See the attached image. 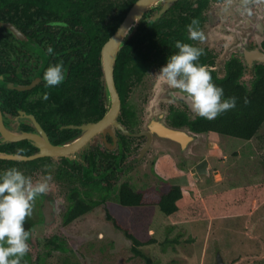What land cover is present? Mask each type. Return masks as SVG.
Here are the masks:
<instances>
[{"label": "flooded vegetation", "instance_id": "af4514ba", "mask_svg": "<svg viewBox=\"0 0 264 264\" xmlns=\"http://www.w3.org/2000/svg\"><path fill=\"white\" fill-rule=\"evenodd\" d=\"M15 1L20 2L17 10L14 6H2V3L0 6V23H3L0 26V154L36 157H0V172L16 167L34 180L50 173L54 183L60 187L62 185L60 190L64 193L62 205H59L58 189L53 187L48 194L36 199L33 209L35 217L28 218L25 223L27 229L28 223L31 222V237L37 227L50 229L57 216L62 217L63 222L64 215L70 212L71 205L78 198L102 200L110 191L116 190L119 193L123 184L136 189L134 183H146L145 180L152 179V169L162 159V155L169 151L161 150L156 157H151L147 163L149 170H144L145 173L136 171L135 165L147 158L145 155L156 138L154 135L152 144L142 154L149 137L144 133L147 127L143 128L145 118L141 113L146 111V107L153 101L162 111L151 120L158 119L177 127L173 124L174 118L184 116L193 121L198 117L182 97L173 95L176 90H168L169 87L163 82H158L155 76L166 64L168 56L178 51L174 47L177 40L203 48L205 55H202L197 63L206 65L218 79L228 75L236 64L239 65L242 71L239 82L247 88L249 86L242 81L244 77H252V87L256 69L264 66V59L261 60L264 58V9L254 8L253 16L247 17L241 15L235 7L227 12L222 11L223 0H175L160 13L163 2L158 1L144 12L139 21L138 25H153L142 32L144 42L133 41L134 46L121 54L119 70L115 68V61L114 79L121 101V109L115 120L104 132L92 135L79 149L59 156L40 155L51 145L65 146L80 137L84 132L82 125L99 122L109 110L102 78L101 50L99 67L102 72L94 67L93 60H89L86 62L91 68L89 73H82L83 69H80L79 64L87 57V50L81 47V52L67 59V27L50 26L52 22L67 24L64 12L78 0ZM112 1L116 10L117 6L126 0ZM137 1L133 2L128 12ZM103 2L104 0L97 2L100 10L103 9ZM105 2L106 9H111L108 0ZM214 3L221 5L218 23L221 28L232 32L233 28L242 27V30L235 32L236 41L230 47L232 52L224 63L218 61L220 50L214 51V44L189 40L187 34L186 26L193 19H198L200 29L207 33L205 23L210 17L209 14L214 16V10H211ZM236 3L238 4L239 0H236ZM8 25H13L19 34ZM182 34H185L183 39ZM48 47L53 48L52 54L47 53ZM61 61L65 80L58 86L47 87L43 79L45 70ZM45 94L47 99L44 98ZM178 128H186L196 136L215 134L194 132L188 125ZM14 136L18 137L13 139ZM160 154L161 157L158 158ZM194 155L198 156L191 149L183 161H180L187 163ZM174 158L177 160L175 156ZM202 160L203 157L190 168L197 172V164ZM167 183L166 187L174 185ZM66 187L67 190L64 189ZM107 201L108 199L106 203ZM46 215L49 217L48 222ZM28 243H31V240Z\"/></svg>", "mask_w": 264, "mask_h": 264}, {"label": "rangeland", "instance_id": "374dc122", "mask_svg": "<svg viewBox=\"0 0 264 264\" xmlns=\"http://www.w3.org/2000/svg\"><path fill=\"white\" fill-rule=\"evenodd\" d=\"M220 7L221 5L214 3L211 8L215 17L209 14L211 18L209 17L205 23L207 30L205 42L214 44L215 46H212L214 51L220 50L218 61L224 63L232 52L229 50L230 47L236 41L235 32L238 29L242 30V27L236 25L232 32L221 28L218 25L221 17ZM251 78L247 75L242 80L249 88ZM148 80L147 78L146 81ZM154 102L141 113L145 118L142 123L144 129L151 118H156L162 111L159 106L153 104ZM175 147L168 140L155 138L145 155L147 158L136 163V171L145 173L144 170H149L147 166L149 159L156 157L161 150L173 154L164 153L162 159L152 169L154 173L152 179L145 180L146 183H134L136 189H162L165 192L168 190L167 182L181 185L184 196L179 204L184 206L196 198L264 181V124L251 140L223 134H201L198 141L192 143L190 147L198 156L194 155L188 164L181 162L184 156ZM202 157L203 160H207L211 175L199 177L196 174L198 178L195 179L196 172L190 166ZM52 185L58 189L59 205H62L64 203V193L60 190L62 185L60 187L54 181ZM64 189L67 190V187ZM106 206L121 224L144 242L154 237L164 241L165 237L174 239L180 236V242L175 245L147 244L141 247L153 259V264H217L218 253L222 255L226 264H264V204L254 205L252 212L247 216L212 218L179 224L168 220L157 206H123L119 202V193L116 190L109 192ZM53 236H59L64 240L67 251L52 250L51 254L47 255L49 250L46 247L47 239ZM189 239L192 241H188ZM30 240L28 254L31 260L25 264H38L36 258L39 256L40 264H145L139 257H133L131 242L122 230L107 220L105 207L100 205L68 226H64L62 217L57 216L50 229L43 230L39 227L34 229Z\"/></svg>", "mask_w": 264, "mask_h": 264}, {"label": "trees", "instance_id": "16d2710c", "mask_svg": "<svg viewBox=\"0 0 264 264\" xmlns=\"http://www.w3.org/2000/svg\"><path fill=\"white\" fill-rule=\"evenodd\" d=\"M98 1L99 0H78L72 5H69L64 12L68 21L67 38L64 35L65 40H67V59L73 58L75 54L82 51V48L87 50V57L84 58L83 63L79 64L80 69H83L82 73H89L91 68L86 65V62L89 60H93L94 67L102 72L99 67L100 50L108 38L116 31L118 25L124 19L135 0L121 2L119 6L116 5V10L114 6L115 3L112 0H108V5L113 10L106 9V0L103 2V9L100 10L97 6ZM1 3L2 6H14L15 10H17L20 2L15 0H0V6ZM202 5L203 3H201V6ZM107 11L108 13H106ZM95 16L102 18L96 19ZM151 26L153 25L143 23L136 27L118 52L115 64L116 70L120 69L121 54L126 52V49L134 46L133 41L139 43L144 42L145 39L142 38V32L144 30L146 31L148 27ZM184 36L185 34H182L181 39H183ZM174 39L177 40L176 36H174ZM153 42L154 41H152V43ZM154 46H156V43ZM72 63H74V61ZM238 66L236 64V67H233L229 74L221 79L211 74L213 82L217 86L223 87L225 98L232 96L237 97V106L235 109L227 111L211 121L199 116L191 121L187 117L180 116L174 118L173 124L177 127L188 125L191 130L198 133L214 132L215 134L228 135L244 140H251L254 138L264 124V66H259L256 69V78L251 88H247L244 84L239 82L242 71ZM73 67L74 65H72V68ZM104 91H106L105 88ZM245 98H247L249 103L246 104L244 102ZM183 196L184 189L181 185H172L168 187V190L165 192L161 190H136L126 184H123L119 188V202L123 206H157L168 220L172 223L179 224L212 218L249 215L254 205L261 206L264 204V181L196 198L186 205L181 206L179 201ZM107 199V195L103 196L102 200H81L78 198V200L71 205L72 209L70 212L64 215L63 225L68 226L72 222L81 219L98 205L104 206L107 220L112 221L116 228L122 230L127 239L131 242V251L134 254L133 257H139L145 264H153L154 261L149 254L142 250V246L147 244L175 245L180 242L179 235L174 239L165 237L164 241L157 240L155 237L146 242L142 241V239L137 237L128 227L121 224L109 212L106 206ZM30 225L31 222L28 223L26 230L30 231ZM30 238L28 241H30ZM188 241H192V239ZM46 247L49 248L47 255H50L52 250L67 251L64 240L60 239L59 236H53L47 239ZM30 260V255L27 254L22 262L25 264ZM36 262L40 264V256L36 258Z\"/></svg>", "mask_w": 264, "mask_h": 264}, {"label": "clouds", "instance_id": "9594fccd", "mask_svg": "<svg viewBox=\"0 0 264 264\" xmlns=\"http://www.w3.org/2000/svg\"><path fill=\"white\" fill-rule=\"evenodd\" d=\"M223 4L222 11L235 7L247 17L253 16L254 8L264 9V0H239L238 4L236 0H223ZM50 26L68 27L63 22H52ZM186 27L189 40L205 42L206 36L198 19H193ZM174 47L178 51L168 56L166 64L155 74L157 81L176 90L173 95L184 97L190 102L194 115L206 120H215L235 109L237 97L225 98L223 87L213 82L208 67L197 63L205 55L204 49L179 40ZM47 53L52 54L53 48L48 47ZM43 79L47 87L61 84L65 80L63 62L50 65ZM44 98H48L47 94ZM244 102L249 103L247 98ZM52 181L50 173L34 180L16 167L0 172V264H22L29 253L31 233L26 230L25 223L33 215L36 199L52 190Z\"/></svg>", "mask_w": 264, "mask_h": 264}, {"label": "water", "instance_id": "95a60500", "mask_svg": "<svg viewBox=\"0 0 264 264\" xmlns=\"http://www.w3.org/2000/svg\"><path fill=\"white\" fill-rule=\"evenodd\" d=\"M158 1L163 2V9L160 10V13H162V11L168 8L169 5L175 0H138L130 9V11L124 18L121 25L116 30V32L105 42V44L101 49V63L103 70L102 78L106 90L105 91L106 98L109 105V110L107 111L103 119H101L97 123L82 125L81 128L84 129L83 134L80 137L68 143L69 145H67V147L51 145L48 148L47 146H45L48 149H45V151L42 152L40 155L52 154L55 156H59L62 154L72 152L76 149H79L92 135L98 132L100 133L104 132L107 126H109L110 123L115 120L121 109V101L119 98V94L114 79V64L118 52L121 49V47L125 44L129 36L136 29L144 12L148 8H150L151 5L157 3ZM159 14H157L156 17H158ZM1 25H3V23H0V26ZM8 26H10L17 34H19L13 25H8ZM132 26H133V31L131 33L130 29L132 28ZM262 59L264 58H261V60ZM182 98L185 100L190 110L193 112L190 106V102H188L184 97ZM144 133L148 135L149 140L142 149V154L152 144L154 135H156V137L168 140V142H172L174 144V147L176 146L184 157H186V155L190 152L191 150L190 147L192 143L198 141V137H200L201 135V134H198V136L193 135L186 128L172 127L158 119L150 120L149 123L147 124V129L144 131ZM17 137L18 136H14L13 139H16ZM0 157L6 159H33L36 156L24 157V156H17L15 154L4 153V154H0ZM196 169L197 172L194 174L195 179L198 178L196 177V174H198L199 176L206 175L208 177L211 175V170L209 165H207V160L200 161L197 164ZM46 218H47L46 222H48L49 220L48 215H46ZM217 264H226L220 253L217 254Z\"/></svg>", "mask_w": 264, "mask_h": 264}, {"label": "bare ground", "instance_id": "6f19581e", "mask_svg": "<svg viewBox=\"0 0 264 264\" xmlns=\"http://www.w3.org/2000/svg\"><path fill=\"white\" fill-rule=\"evenodd\" d=\"M133 30V26H132V28L130 29V31H132ZM190 140H191V138H190ZM67 145H69L68 143H67ZM67 145H65V147H67Z\"/></svg>", "mask_w": 264, "mask_h": 264}]
</instances>
